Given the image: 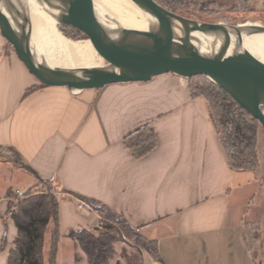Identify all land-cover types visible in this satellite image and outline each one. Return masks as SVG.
Segmentation results:
<instances>
[{
    "label": "crops",
    "instance_id": "crops-1",
    "mask_svg": "<svg viewBox=\"0 0 264 264\" xmlns=\"http://www.w3.org/2000/svg\"><path fill=\"white\" fill-rule=\"evenodd\" d=\"M6 44L0 35V149L15 161L0 160V264L8 263L17 236L6 195L39 181L57 191L58 264H75V254L86 264L68 237L81 228L97 233L96 212L78 209L86 200L157 242L162 263L143 252V264H259L245 235L257 200L246 210L231 205L254 173L229 168L209 106L191 96L187 79L163 74L146 83L79 92L41 87L25 95L39 83ZM144 126L156 146L137 159L124 139Z\"/></svg>",
    "mask_w": 264,
    "mask_h": 264
},
{
    "label": "water",
    "instance_id": "water-1",
    "mask_svg": "<svg viewBox=\"0 0 264 264\" xmlns=\"http://www.w3.org/2000/svg\"><path fill=\"white\" fill-rule=\"evenodd\" d=\"M128 1L146 31L122 27L98 0H0V35L39 84L70 92L146 83L163 74L202 76L252 116L264 136V62L242 47L243 33H264L263 26L209 23L172 13L154 0ZM31 3L58 25L82 33L97 66L50 65L32 38Z\"/></svg>",
    "mask_w": 264,
    "mask_h": 264
},
{
    "label": "trees",
    "instance_id": "trees-1",
    "mask_svg": "<svg viewBox=\"0 0 264 264\" xmlns=\"http://www.w3.org/2000/svg\"><path fill=\"white\" fill-rule=\"evenodd\" d=\"M168 11L180 16L200 20L205 16L211 21H220L219 12L222 10L217 0H154ZM248 0H239L244 3ZM230 10H236L232 7ZM216 16V17H215ZM215 18V19H214ZM213 19V20H212ZM224 22L228 19L222 18ZM229 23V22H228ZM74 35H68L72 40H78L82 35L72 29ZM8 49L10 45L6 44ZM189 81L190 93L193 98H203L210 111L212 123L217 131L226 161L229 168L235 172H254L258 165L256 153V137L259 129L258 122L249 114L238 108L236 104L216 85L202 76L192 77ZM46 87L39 84L30 88L25 95L36 88ZM233 109H235L233 111ZM227 128H229L227 130ZM125 146L134 158H142L156 146V139L149 126L137 129L124 139ZM38 184L46 188L45 191L33 193H20L14 211L8 203V216L13 220L17 230V236L9 252L7 264H48L59 263V206L56 197V189L49 182ZM12 195L8 191L7 197ZM91 205L99 206L108 214L103 218L98 235H94L87 228L74 230L68 234L76 246L85 254L87 264H108L114 254L116 238L114 232H119L127 240L134 241L138 246L135 254L126 258L127 264H143L142 252L162 263L157 242L144 237L137 229L128 225L118 215L105 207L86 200ZM253 232V224H245V235ZM246 235V238L249 237ZM249 246L251 241L247 238ZM47 248V251H46ZM75 262L78 257L75 256Z\"/></svg>",
    "mask_w": 264,
    "mask_h": 264
},
{
    "label": "rangeland",
    "instance_id": "rangeland-1",
    "mask_svg": "<svg viewBox=\"0 0 264 264\" xmlns=\"http://www.w3.org/2000/svg\"><path fill=\"white\" fill-rule=\"evenodd\" d=\"M217 2L220 6H222V10H220L219 12V16L221 17L216 18L217 20L220 21H214L213 19H212L213 21H211V19L205 16L201 17L203 18L202 21L209 23H225L229 25L256 24L264 27V0H248L247 2L244 1V3H239V0H217ZM232 7H235L236 10H230ZM225 17L228 19L229 23L224 22L222 20V18ZM56 28L60 33V35H62L66 39L72 40L71 38L68 37V35H74V32L72 30L73 28L61 26V25L56 26ZM78 40H86V38L82 34L78 38ZM234 110L235 109H233V111ZM228 129L229 128H227V130ZM256 153L258 157V165L255 171L253 172L254 173L253 178L250 183L246 184L240 190H237L235 192L236 196H232L231 205L233 211L237 210L241 204L244 206L245 209L246 208L245 206L251 202L252 198L254 197L256 198L257 201L255 203L256 211H255V216L253 218V232H251L250 235L247 234L246 235L249 236L247 238L251 241L253 245V256L256 258L259 264H264V136L260 126L256 137ZM2 159L11 162L15 161V158L12 153L0 149V160ZM20 189L24 190L22 188ZM45 190L46 188L41 187L38 184V182H35V185L31 189L23 193L28 194L33 192H41ZM17 197L19 196H16L15 194H12L9 197L10 202L14 208L17 203ZM87 204L90 207H92L90 210L96 212V214L98 215V221L95 224L96 226L95 230L97 231V233L94 234V235H98L100 226L102 225L103 222L102 219L108 218L109 215L106 214L105 211L101 209L99 206H96L94 204L91 205L90 203ZM249 219L250 218H247L246 220ZM114 236L116 238V242L114 243V254L112 258L109 260L108 264H127L126 258H129L132 255H134L138 246L134 244V241L127 240L118 231L114 232ZM77 248L79 247L77 246ZM45 254L46 252L44 251V255H43L45 257L44 264H48ZM75 256L78 257V262L77 263L75 262V264H81L80 263L81 259L79 258V256L77 254H75ZM85 259L87 264L86 256Z\"/></svg>",
    "mask_w": 264,
    "mask_h": 264
},
{
    "label": "bare ground",
    "instance_id": "bare-ground-1",
    "mask_svg": "<svg viewBox=\"0 0 264 264\" xmlns=\"http://www.w3.org/2000/svg\"><path fill=\"white\" fill-rule=\"evenodd\" d=\"M103 9L122 27L146 31L147 24L140 20L128 0H98ZM30 19L32 38L47 62L64 69L92 68L97 66L88 40H69L58 32L57 22L49 17L37 3H31ZM251 25V24H246ZM242 47L253 57L264 62V33L242 35Z\"/></svg>",
    "mask_w": 264,
    "mask_h": 264
},
{
    "label": "built area",
    "instance_id": "built-area-1",
    "mask_svg": "<svg viewBox=\"0 0 264 264\" xmlns=\"http://www.w3.org/2000/svg\"><path fill=\"white\" fill-rule=\"evenodd\" d=\"M16 196H19L20 193L19 192H16L14 193ZM92 207H90L87 203H84L82 201H79V204H78V209H87V210H90ZM14 207L11 208V210L9 211V215L12 214V212L14 211Z\"/></svg>",
    "mask_w": 264,
    "mask_h": 264
}]
</instances>
